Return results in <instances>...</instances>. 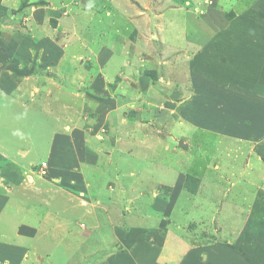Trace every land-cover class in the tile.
Segmentation results:
<instances>
[{"label":"rangeland","instance_id":"obj_1","mask_svg":"<svg viewBox=\"0 0 264 264\" xmlns=\"http://www.w3.org/2000/svg\"><path fill=\"white\" fill-rule=\"evenodd\" d=\"M105 96L113 107L94 114ZM75 130L101 144L111 194L166 195L169 211L131 205L160 227L151 242L168 244L173 229L183 244L215 249V264H264V0H1L0 166L23 168L29 186L46 163L47 178L51 143ZM51 186L41 179L32 192ZM57 202L52 214L81 225L80 202ZM101 221L84 229L86 245L54 246L56 263L112 257ZM35 243L44 252L51 242Z\"/></svg>","mask_w":264,"mask_h":264},{"label":"crops","instance_id":"obj_2","mask_svg":"<svg viewBox=\"0 0 264 264\" xmlns=\"http://www.w3.org/2000/svg\"><path fill=\"white\" fill-rule=\"evenodd\" d=\"M87 82L88 80H86ZM115 99L114 97L105 96L103 103L97 107L94 114L101 113L105 106H110L111 109ZM89 106L94 107V104ZM64 111L72 114L71 110L65 109ZM99 119L103 120L102 117H99ZM62 136V138L59 136L56 141L51 143L48 155L50 176H47V178H44L37 171L35 173L38 176H30L29 183L27 182L29 186H26L23 184L25 179L23 178L22 165H20L21 170L17 169L18 172L16 169L11 171V168H7L6 165L0 166V264H90L92 262L99 264L101 262L105 263L104 261H107L108 264H121L122 260H126L124 261L126 264H215L212 259L215 258V255H213L215 249L209 251L208 254H204L206 252L205 247L201 249L197 245L183 244L184 240H177L178 235L173 229L167 232L168 244L157 246L151 242L148 238L149 232L160 227L151 218L146 220L135 217V210L131 208V205L134 206L135 204L136 210H139L140 206L148 205L146 209L151 208L148 211L149 213L154 211L155 207H159L163 212L166 208L168 210L169 207V204L166 207L165 203L163 204L166 195L159 190H155V186L149 188L148 193L152 194V199L148 202H144V198H141L143 194L140 193H136L139 195L134 196V198L128 192L123 191L115 193L116 195L111 194L107 191L106 184L113 177L107 176L108 178L104 181L105 171H102L99 162V153H101V144L97 143L99 141L95 138H92V141L89 139L84 141L77 130L72 134ZM73 136L77 139L70 140L69 137ZM93 142H96L95 148L92 147L91 143ZM115 151L116 148L110 154L109 161H107L110 166L116 165L112 158ZM72 156L73 158H71ZM108 165H104V167H108ZM118 165L120 166V164ZM119 169V171L114 170V172L109 171V169L107 171H109V175L112 174L117 179L122 172L120 167ZM10 171L11 174H9ZM6 173L9 174L12 186L3 184L7 176ZM180 176L181 173H177L176 170L175 179ZM41 179L53 186L48 190H41L39 194H42V196H39L38 193L34 194L32 192L34 191L32 187L35 186L36 188L38 180ZM121 186L123 190L122 183H120ZM70 187L75 188V191H71ZM26 191L28 192L26 193ZM102 192L106 194L107 200L105 202L101 198ZM74 193L78 197L74 196ZM127 195L131 196L130 200L127 199ZM31 196L35 198L29 199ZM60 197L69 203H71V200L80 202L76 205L86 212L85 217L82 218V222L86 223H83L85 227L81 226L82 222L81 225H72L71 220L63 215L64 212H59L62 214L61 216H58L57 212L53 213L57 215L53 217L50 208H60L59 202L54 204L55 200ZM10 203L13 205L11 209L8 207ZM67 211H69V208ZM103 215L110 225L108 227L112 241L109 247H113V251L110 253H113L112 257L76 258L70 256L69 258H62L61 262L56 263L55 258H52L54 256L53 247L57 246L68 250L70 243L76 247L86 245L87 240L91 239V233H85L84 229L88 228L89 224L90 227L95 229L101 227L99 223H102L101 218ZM88 216L92 217L94 222L90 221L91 223L88 224ZM73 226L77 227L74 228ZM44 237H46V241L48 237V243H51L50 245L46 244L48 248L44 249V252H40L35 242H39ZM182 244L183 246H181ZM116 246L122 247L125 251L116 252ZM203 255L205 260H207L206 258L210 259L207 262L202 261L200 258Z\"/></svg>","mask_w":264,"mask_h":264},{"label":"built area","instance_id":"obj_3","mask_svg":"<svg viewBox=\"0 0 264 264\" xmlns=\"http://www.w3.org/2000/svg\"><path fill=\"white\" fill-rule=\"evenodd\" d=\"M46 170H47V164L43 163L39 170V173L44 176V174L46 175Z\"/></svg>","mask_w":264,"mask_h":264},{"label":"trees","instance_id":"obj_4","mask_svg":"<svg viewBox=\"0 0 264 264\" xmlns=\"http://www.w3.org/2000/svg\"><path fill=\"white\" fill-rule=\"evenodd\" d=\"M1 1V0H0Z\"/></svg>","mask_w":264,"mask_h":264}]
</instances>
